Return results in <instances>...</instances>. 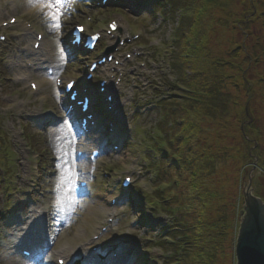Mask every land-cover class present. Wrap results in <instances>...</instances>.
I'll list each match as a JSON object with an SVG mask.
<instances>
[{
  "label": "rangeland",
  "instance_id": "rangeland-1",
  "mask_svg": "<svg viewBox=\"0 0 264 264\" xmlns=\"http://www.w3.org/2000/svg\"><path fill=\"white\" fill-rule=\"evenodd\" d=\"M26 1L0 0V11L3 12V15H0V24L7 22L10 18H16L19 22L18 28L14 29L15 33H9L8 41L0 43V207L4 209L5 213L0 217V264H11L10 262L13 261L9 252H12V246L17 243V237L24 230L27 220L32 215L36 219L43 220L38 222L40 230L46 225L44 220L50 228L49 238H46L48 241H43V244L51 248V253L61 248L71 247L74 249L76 246L84 245L93 235L94 227H99L106 214L110 212L108 209L101 210V208H106L103 201L107 196L106 189L113 188L116 177L123 176V172L129 169H134L137 173L135 177L137 179L136 191L132 198L138 208H135L137 209L135 211L132 206H124L115 210L118 214V229L122 230H118L119 233L121 232L119 236L125 233L129 234L127 239L140 246L141 250L134 261L135 264H161L162 262L159 261L161 253L153 247L157 232L153 233V230H149L141 222V214L137 211L141 208L144 211V218H149L147 221L152 223L153 219L150 214L152 205H149L145 196L151 194L148 180L153 174L147 172V165L148 160H153L152 158H156L155 154H158L153 153L151 149V145L154 147L155 141L158 139L155 126L158 125L161 117V112L156 104L157 98L160 97L159 94L166 97L179 95L174 90L169 91L164 85L168 81L169 86H174L175 76L180 75V72L175 69V65L176 67L180 65L176 56L178 43L173 44V38L180 27V25L177 26V23L181 21V12L164 9V7L163 11H160L162 15L159 14L157 10L160 9L161 4L163 5L164 0L154 14L150 15L144 12L140 19L121 11V14L127 19L128 25L133 27V31L143 34L144 38L136 46L143 45L147 51L144 59L130 62L131 66L126 67V75L130 74L134 68H138L139 71L140 65H146L145 71L148 78L136 76L140 88L137 84L135 85L134 81L129 82L127 87L124 86L128 99L127 104L131 110L137 113L132 124L133 133L114 138V143L120 144L122 147L120 153H111L99 160L96 164L95 175L90 180V190L85 192L81 198H75L79 205L76 203L73 208H68L63 192L66 190L72 194L73 186L72 179L68 180L61 176L64 173L62 162L66 159L72 161L74 148L84 146L89 148V144L78 140L79 138L76 137L71 125L65 119V108L60 105L59 93L54 80L49 79V85H41L42 90L38 94H33L27 84L17 83V78L21 75H28V72L23 67L18 70L14 67L24 66V63H28L29 54L26 52V43H31L32 40L30 41V37H25L22 47L17 51V46L12 45V36L16 33L23 35V32L18 29L22 30L28 24L32 25L33 29L42 31L46 37V47L52 51V59L58 72L56 77L76 78L78 75H84L85 61L80 63L81 56L75 57L76 59L71 58L65 51L70 28L80 23L84 17L91 16L100 19L98 22L94 19V25L90 26L91 29L96 25L98 28L105 27L107 20L118 18L120 15L111 10L89 9L86 0H81L80 5L77 4L78 1L75 2L78 14L73 16L67 12L63 17L62 27L55 29L49 27L51 20L47 13L44 11L38 15L34 13L35 8L42 6L38 5L40 4L38 0L31 4H27ZM228 1L225 0L226 3ZM192 2V0H188L186 4L191 5ZM253 3L254 0H234L227 3L225 8L220 6V8H211L204 19L200 18L202 26L198 33L200 36H205L204 53L206 54L204 56L210 57L212 61H220L225 65L229 62L230 65L236 62L245 68L248 61L242 57L243 60L237 58L236 51L232 50L236 46H244L250 53L260 56L262 61L257 66L253 64L254 66H251L247 71L246 76L250 82L258 81L261 76L264 78V17L257 18L255 21L251 20L252 17L255 18V14L251 15ZM136 8L134 6L135 11ZM258 11H264V6L261 5ZM246 17L247 19H244ZM223 20L226 23L222 22ZM0 32L6 33L7 31ZM179 36L180 34H178ZM175 51L176 55L173 59ZM172 60L174 70L171 66ZM186 63V65H191L192 61L188 59ZM165 65L169 66L166 72ZM154 66L157 67L154 68ZM160 67H163V70ZM186 73L190 75V71ZM224 74L229 78L224 80L220 86L223 94L218 106L223 113L222 116H217L215 119L206 116L200 117L193 112H181L177 118L173 117L190 124L188 125L189 132L193 133L191 136L197 153L203 150V147H212L214 154H224L222 150L225 147L227 149L231 147V142H241V129L246 130L248 134L252 133L254 129L261 133L260 146L257 145L253 149V151L257 149L256 159L242 164L233 161L238 155L237 150H232L229 160L221 157V154L220 160L217 162L219 164L217 172L207 182L208 186L213 183L214 188L220 189L223 193L224 200L216 201L215 204L234 205V211L230 209V212L233 211L232 220H234L232 240L230 239L228 244L225 243L224 255L216 256L214 264H237L235 249L241 225L240 212L243 210V200L245 203L243 188L245 185L247 188L251 181L253 195H255V185L259 190L264 191V172L259 168V158L264 163V82H259L257 86L246 85L243 83L240 72L228 68V65ZM30 79L29 81L36 83L40 80L37 77ZM155 84H160L158 95H153L151 92ZM253 90L257 92L256 100L252 97ZM20 105L30 110L36 108L37 112L34 115L45 126V129H36L32 120L26 117V115L33 114L28 113L29 110H23L24 107L21 108ZM150 106H153L152 110H150ZM247 107L252 108V112L248 113L247 118H244V109ZM22 111H25V114H22ZM64 125L70 127V136L75 135L77 141V145L69 150L64 148V145L61 146L56 139L55 131ZM176 128V125L170 128L172 129L170 139H175L177 136ZM21 132H24L22 133L24 135ZM197 144H199V148L196 147ZM29 149L32 152L28 153ZM20 151L25 155H21ZM24 156L28 161L25 167L21 168L20 163L25 161ZM37 160L39 168L38 171H35L33 168ZM158 160L160 159L155 161ZM72 169H74L73 162H71ZM18 173L20 177L16 178ZM105 174H108L107 178ZM60 183L67 185L61 186ZM202 183L205 184L206 180ZM33 184L38 191L33 192L29 197L24 195L23 193L32 190L30 185ZM39 212L44 213L45 216H38ZM229 214L231 217V213ZM88 228H92V231H88ZM108 239L110 240L109 245L115 242L111 235ZM32 263L35 264V262Z\"/></svg>",
  "mask_w": 264,
  "mask_h": 264
},
{
  "label": "trees",
  "instance_id": "trees-1",
  "mask_svg": "<svg viewBox=\"0 0 264 264\" xmlns=\"http://www.w3.org/2000/svg\"><path fill=\"white\" fill-rule=\"evenodd\" d=\"M167 1L168 5L174 10L182 11L185 9L184 15H186L178 31L180 39L178 41L177 61L180 65L176 67V70L180 72V81L185 85L187 91L181 100L185 104L183 108H180L178 102L175 101L174 103H168L167 106L178 109V112L174 115L181 112H193L200 115V117L206 116L216 119L217 116L223 115L218 102L223 94L220 86H222L224 80L229 78L228 75L224 74L227 65L228 68L240 72L244 84L257 86L259 82H264V78L261 76L258 81L250 82L246 74L251 66H257L262 60L260 56L256 53H250L244 46H236L232 50L236 51L235 54L238 59L243 60L242 58H245L248 61L245 68L236 62L231 63V65L229 62L225 65L223 62L212 61L210 57L204 56L206 54L204 53L206 38L204 35H198L202 26L200 18L203 17L204 19L211 8H225L227 3L234 0H229L227 3L225 0H192L191 5L186 4L188 0ZM259 4L264 6V0H254L251 15L255 14V18L253 19L251 16L252 21L264 17V11H258ZM244 19H247V17ZM222 22L226 23L225 20ZM246 22L249 21L246 20ZM233 58L236 59V57ZM188 59L192 61L191 65H186ZM188 71H190V75L186 73ZM252 94L253 99L256 100L257 92L253 90ZM250 112H252V108H245L243 117L247 118ZM171 123L166 118L162 124L164 127H168ZM188 125L190 124L184 120H179L176 125L177 131L181 135L176 147L179 158L172 166L168 165L172 168L176 177L174 181L176 194L174 197H169V192H163L160 194L161 198H159V201L163 202L162 204H166L164 210L172 218L170 230L177 231L176 233H174L175 231L170 232L166 239H160L159 242L160 247L167 255V264H214L217 259L216 256L224 255L225 243L228 244L230 239L232 240L234 205L215 204L216 201L224 200L223 193L220 189L214 188L213 183L208 186L209 183L207 182L211 176L216 174L219 167L217 162L220 160L222 153L220 155L218 153L219 156H217L214 154L212 147H203V150L197 153L191 136L193 133L189 132ZM245 129L247 128L245 127ZM260 134L257 129L249 134L246 130L241 129V142H231V147L228 149L225 147L222 150L224 154L221 157L229 160L232 150H237L238 155L233 159L235 163L252 162L258 156L257 149L254 151L253 149L257 145L260 146ZM196 147L199 148V144ZM259 161V168L264 172V163L260 158ZM164 177L168 179V173ZM205 180L207 185L202 183ZM255 187V196L264 202V191L259 190L257 185ZM163 197L165 199H162ZM167 202L171 203L168 204ZM230 209L233 211L230 212ZM229 213H231V217Z\"/></svg>",
  "mask_w": 264,
  "mask_h": 264
},
{
  "label": "snow or ice",
  "instance_id": "snow-or-ice-1",
  "mask_svg": "<svg viewBox=\"0 0 264 264\" xmlns=\"http://www.w3.org/2000/svg\"><path fill=\"white\" fill-rule=\"evenodd\" d=\"M44 9L47 10V15L51 20L50 28L60 29L62 27L63 17L67 14V8L77 2V0H38ZM114 27V26H113ZM83 32V29H78ZM3 39V37H0ZM72 87L71 84L68 85ZM62 123V122H61ZM93 135H99L98 130H93ZM113 135L118 137V130L113 128ZM83 158V153H80L78 159ZM127 198H131L134 194L129 192ZM247 215L243 212L241 215V227L238 235L239 249H241L240 264H249V257L253 247L259 249L261 256H264V203L256 201L251 207L247 208ZM4 209L0 207V217L4 215ZM258 224L260 228L254 234L253 225ZM31 225V223H29ZM247 225V235L245 234V226ZM243 247L241 248V246ZM119 264H135L132 259H124Z\"/></svg>",
  "mask_w": 264,
  "mask_h": 264
},
{
  "label": "bare ground",
  "instance_id": "bare-ground-1",
  "mask_svg": "<svg viewBox=\"0 0 264 264\" xmlns=\"http://www.w3.org/2000/svg\"><path fill=\"white\" fill-rule=\"evenodd\" d=\"M36 0H27L26 1V3L27 4H31V3H33V2H35ZM38 5H41V4H38ZM41 11V10H43V8L42 7H40V8H36V9H34V11ZM0 15H3V12L2 11H0ZM44 43H45V40H43L41 43H40V49H41V47L42 46H44ZM46 44V43H45ZM29 52H31L30 50H29ZM33 53V52H32ZM34 54H35V52H34ZM32 56V55H31ZM59 63H60V61H59ZM23 66H20V65H18V66H16V67H14L15 69H21ZM24 68V67H23ZM28 74L31 76V78H35V77H37V78H39L40 80H38V83H39V86H38V89H40V86L41 85H46V84H50V82H49V80H48V78H45L44 77V75H37V74H35V73H30V72H28ZM20 77V76H19ZM56 132V136H57V142L62 146V145H64V148L66 147V149L68 148V150L71 148V147H73V146H75L77 143H76V140L73 138V136L71 137L70 136V130H69V128L66 126V125H64V126H61L60 128H58V130H56L55 131ZM74 161V160H73ZM73 161H71V160H69V159H66L64 162H62V171L64 172V173H62L61 174V176H63V177H66V178H68V180H71L72 179V185L74 184V179L78 176V174H75L74 175V173H75V171H72L71 170V162H73ZM60 185L61 186H66L67 184H62V183H60ZM64 193V197H65V199L67 200V207L68 208H73L74 206H75V204L77 203H79L74 197V192H73V190H72V194H71V192H68V191H66L65 190V192H63ZM79 205V204H78ZM101 210H104V209H102L101 208ZM95 216V215H94ZM96 217V216H95ZM94 217V218H95ZM92 229V228H91ZM90 228H88V231H90L91 230ZM43 235H44V233H42ZM72 248H69V252H70V250H71ZM40 252V253H39ZM38 253L39 254H41V256L42 257H40V261H42V258L44 257V250H41V251H38ZM37 253V254H38ZM53 254V253H52ZM45 258H47V260H48V264H52V262H51V253H49V250H47V254H46V256H45ZM13 261H11L10 263L11 264H14V262H16L15 264H33L32 262H28V261H25V260H23V259H21V258H19V257H15V258H11ZM39 264V263H38Z\"/></svg>",
  "mask_w": 264,
  "mask_h": 264
},
{
  "label": "water",
  "instance_id": "water-1",
  "mask_svg": "<svg viewBox=\"0 0 264 264\" xmlns=\"http://www.w3.org/2000/svg\"><path fill=\"white\" fill-rule=\"evenodd\" d=\"M247 173V172H246ZM253 189H252V185H251V181L249 182L248 187L243 188V194H244V199H245V203L243 200V210L240 212V214L243 212V214L246 216L247 215V208H251L256 201H259L260 203H263V201L254 196L253 195ZM241 216V215H240ZM241 227V225H240ZM260 228V225L255 224L253 225V229H254V234H256L258 232ZM247 225L245 226V234L247 235ZM239 235V234H238ZM243 247V245L241 246V248ZM235 253H236V260H237V264H240V255L241 254V249H239V241H238V237H237V242H236V249H235ZM249 259V264H264V256H261L259 249L256 247H253L251 253H250V257Z\"/></svg>",
  "mask_w": 264,
  "mask_h": 264
}]
</instances>
